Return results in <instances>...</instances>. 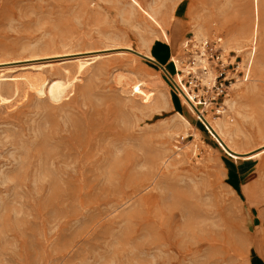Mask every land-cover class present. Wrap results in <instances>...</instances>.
I'll return each mask as SVG.
<instances>
[{
	"label": "rangeland",
	"instance_id": "374dc122",
	"mask_svg": "<svg viewBox=\"0 0 264 264\" xmlns=\"http://www.w3.org/2000/svg\"><path fill=\"white\" fill-rule=\"evenodd\" d=\"M137 1L168 41L129 0H0V94L21 74L68 83L0 102V264H264V154L228 156L201 121L239 152L264 143V0ZM115 46L163 67L132 51L57 68ZM180 192L199 214L187 232Z\"/></svg>",
	"mask_w": 264,
	"mask_h": 264
},
{
	"label": "bare ground",
	"instance_id": "6f19581e",
	"mask_svg": "<svg viewBox=\"0 0 264 264\" xmlns=\"http://www.w3.org/2000/svg\"><path fill=\"white\" fill-rule=\"evenodd\" d=\"M130 5L133 9H139L143 15L144 18L147 19V21L154 25L155 28L159 29L161 33L165 36L166 41H168L166 33L161 29V26L151 17V15L139 4L137 0H129ZM176 34V33H175ZM112 51V52H111ZM137 53L146 59H149L151 61H155V59L148 54L142 53L138 50H133L129 46H115L110 48H104V49H97L90 52H83V53H91V57L87 59H73L70 63H66L63 66H59L57 68H62L64 70L65 76H70L71 67L74 66L76 68V72H81L86 65H89L93 62H95L97 59L107 56V55H122L126 57H138V55L134 54ZM69 55V54H65ZM75 55V54H74ZM140 57V56H139ZM156 62V61H155ZM56 65L49 62L45 66L42 64H36V65H29V69L32 71H43L44 67L48 68H54ZM163 67V66H162ZM164 71V70H163ZM165 72V71H164ZM166 74V73H165ZM8 81L7 84L2 88L4 92L7 93V96H2L0 94V102L1 103H8L11 100L9 99L10 96L17 92L19 89V85L25 84L30 88H37L38 91L41 93H46L47 98L53 101L60 100L62 96L65 94V89L67 87V82L62 81L60 79L53 80L51 82L47 83V86L45 88H42L44 81H41V77H33L29 74H21L18 76H10L7 78ZM177 82V81H175ZM175 84V83H174ZM138 86H136L135 90H137ZM179 94L182 96L183 100L187 104V106L194 112V108L197 110L196 102L191 98V96L188 94V92L185 90L183 86H180L179 88ZM199 117V116H198ZM179 120L183 125H190L189 122L182 117L181 115H178ZM200 119V118H199ZM201 121H203L207 126L209 133L213 137L215 141H217V145L220 147L221 150H223L228 156L232 158H239L242 160L252 159L260 157L262 154H264V143L260 144L259 146L239 152L235 150L223 137L222 131L220 128H217L214 124H212L206 116L201 117ZM56 134V133H55ZM45 138V136H43ZM45 140V139H44ZM44 140L42 139L41 143L44 144ZM85 140L82 141L79 137L77 139L73 138L72 136L68 137L67 144L65 145V152L61 153V157L64 159L70 158L73 163H77V168H80L81 170H78V173L82 175V171L85 168L84 163H86V160L88 158L87 151L85 149ZM81 172V173H80ZM72 195L73 192H72ZM174 198L176 199L174 204L175 207L173 209H176L174 212H179L180 216L184 219L183 222V228L184 231L193 230L197 222L195 221L197 217L199 216L197 208L192 204V202L189 200V196L185 194V192H180L178 194L174 195ZM263 217V216H262ZM199 228V227H198ZM197 228V229H198Z\"/></svg>",
	"mask_w": 264,
	"mask_h": 264
},
{
	"label": "built area",
	"instance_id": "2783aa9c",
	"mask_svg": "<svg viewBox=\"0 0 264 264\" xmlns=\"http://www.w3.org/2000/svg\"><path fill=\"white\" fill-rule=\"evenodd\" d=\"M202 52H204V50H202ZM203 55V54H202ZM204 70L206 69V67L205 66H203L202 67ZM213 86H214V88H216V89H218V91L220 92L223 88V84H222V82H220V83H218V87H216V85H215V78L213 79Z\"/></svg>",
	"mask_w": 264,
	"mask_h": 264
},
{
	"label": "water",
	"instance_id": "95a60500",
	"mask_svg": "<svg viewBox=\"0 0 264 264\" xmlns=\"http://www.w3.org/2000/svg\"><path fill=\"white\" fill-rule=\"evenodd\" d=\"M149 60V59H148ZM157 63V62H156ZM157 65L160 67V68H162L161 66H160V64L159 63H157ZM162 70H164V69H162ZM165 71V70H164ZM165 73H166V71H165ZM167 74V73H166Z\"/></svg>",
	"mask_w": 264,
	"mask_h": 264
}]
</instances>
